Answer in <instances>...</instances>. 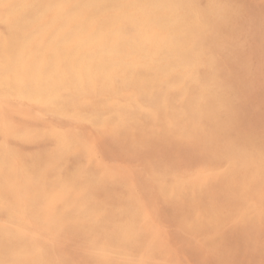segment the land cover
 Here are the masks:
<instances>
[{"label":"bare ground","instance_id":"obj_1","mask_svg":"<svg viewBox=\"0 0 264 264\" xmlns=\"http://www.w3.org/2000/svg\"><path fill=\"white\" fill-rule=\"evenodd\" d=\"M233 10H234L233 5L231 4V2L229 0H203V1L202 0H0V264H55L54 259H51L49 257V255H47V253L45 255L44 252H42L43 248L41 247V244H40V239H39L40 236L39 237L33 236L32 238H26L27 236L25 237V235H24V234H27V233L23 232V230L26 226L21 225V223L24 221L22 219V216L25 213H21L22 216H20L19 212H21V211L26 212L25 209H27V211H28V207L34 209L37 212L38 219H36V220H38L37 223L41 224V225L37 224V225H39L38 227H43V225L53 227V225L58 226V225L66 223L68 221L79 219L80 217L83 216V213L85 211H86V213L87 212L89 213V216L91 215L90 217L88 216L89 217L88 220H93L90 218H92L93 215H97L94 213L96 208L93 209L92 207H89V209H87L85 207L86 202L88 201L89 198H88V195L85 194L84 192H82V190H81L82 186L87 185V182L89 181V179L83 178V175L80 172L81 170L80 171L74 170L72 172L68 171L69 173L63 172V159H64L63 157L66 154H68L67 152L71 148L77 147L78 145H82L80 139H77L74 137V135H76V134H74V132H71V131H70L71 134H68L64 131H61L63 129L59 128L60 130H56V128H55V130L53 132L51 130V132L56 135V139H57L56 144L57 145L54 148L53 147L51 148V150L53 149L52 151L47 152L46 154L41 156V158L30 157L33 152L30 154L29 158H24L23 157L24 152L22 153V155L19 154L20 149H22V148H20V147H22V145L20 147L18 146L19 148L16 147L17 145L14 146V148L19 149V153H18L17 152L18 150H14V148L12 147L13 144H12V146H10L11 144H9L8 140H7L8 137L10 139H11V137H16L15 139H17V135H19V134L15 135V136H14V134L18 133L21 129V128L19 130L17 128L15 129L14 122H16V121H14V118H15L14 115H16L18 113L20 115L24 114L25 116L26 115L29 116L30 112L28 111V109L23 108V106L26 107V105H31V107L36 106L39 109H44V110L47 109V111H48V109L54 110V113L58 114L57 115L58 117H56L58 119H59V115H70L71 118H72V116H74L75 118L76 117L78 118L81 114L85 113L86 115L88 114L89 117H84V118H88L90 120L93 119L94 121H97L98 123H101L102 125H104L108 128L111 127V129H112L113 128L112 125L115 126V124H117V125H118V123L121 124L123 122V120H126L128 117V115L127 116L124 115L125 111H123L121 108L125 107V108H127L126 110H128V108L131 107V108H136L140 111H146L149 114V118H151L152 120L163 119L167 122H172L174 119H177L176 118L177 116L183 117L184 115H187V116L189 115L191 118H195L196 120L198 118L202 122L201 118H203V117H209L210 118V117L214 116V114L217 113V112H215L218 109L217 107H220V106L224 107L226 104H228V103L225 104L226 98H224V96L222 94H220L218 91V88L220 86H223L224 84L221 85L220 80H223V79H219L220 77H219V74L217 73L215 47H218L219 43H221L220 39H221L222 27H225L224 24H225L226 20L228 19V17L233 13ZM250 22H252V21H250ZM251 25H252V23H251ZM232 26H233V23H232ZM247 27L248 26H246V28ZM258 27H260V26H258ZM254 30H255V28H254ZM259 32H260V29H259ZM259 32L258 33L256 32L255 34H259ZM263 32H264V30H263ZM241 35L244 36L243 34H241ZM223 36H224V34H223ZM232 36H233V33H232ZM261 36H262V34H261ZM225 37H227V36H225ZM244 42H242V43H244ZM234 43H235V41H234ZM257 43H259V42H257ZM247 44H248V42H247ZM254 44H255V42H254ZM260 46H261V44H260ZM233 47H234V45H233ZM247 47H248V45H247ZM243 48H241V49H243ZM240 51H242V50H240ZM253 51H255V50H253ZM253 51H251V52H253ZM238 52H237V54H238ZM263 52H264V50H263ZM231 53H233V52H231ZM234 53H233V57H230V58L235 57ZM239 55L236 56L237 57L236 59H238ZM246 57L247 56H245V58ZM243 59L241 58L240 60H243ZM227 60L225 59V61H227ZM244 61L245 60H243V62ZM227 62H229V60ZM260 62L263 63L261 60H260ZM224 63L226 64V62H224ZM229 63H231V62H229ZM232 63L230 65H232V67H233ZM234 63H236V62H234ZM237 64H239V62ZM244 64H245V62H244ZM202 65L206 66L207 73L210 75L209 78L205 77L207 79H203L200 76L201 73L199 74V72H198L199 67ZM226 65L229 66V64H226ZM247 65H249V64H247ZM255 65H258V64L255 63ZM259 65L261 66V64H259ZM227 66H226V68H227ZM232 67H231V69H232ZM238 67H237V69H238ZM245 67L246 66H244V68ZM250 67H252V66H250ZM240 69L241 68H239V70ZM245 69L249 70L247 67ZM257 70L259 71V69H257ZM262 70L263 69L261 68V71ZM235 71H237V70H235ZM245 72H246V70H245ZM245 72H244V74H246ZM248 72L249 71H247V73ZM234 75H236V74H234ZM226 76H227V74H226ZM239 79L241 80V78H239ZM244 82H242V84ZM250 82H252V81H250ZM230 83H233V82H230ZM228 86H229V84H228ZM231 88H233V86ZM220 91H222V90H220ZM254 106H256V105H254ZM254 106H253V109H254ZM178 107H182L181 109L183 112L182 113L178 112L179 115H176V114H174V110ZM237 107H238V105H237ZM240 107H242V106H240ZM220 108H222V107H220ZM253 109H252V112H253ZM68 110H70L71 113H69ZM230 110H232V109L230 108L228 111H230ZM224 112H226V111H224ZM245 112H246V110H245ZM32 113H34V111H32ZM55 114H52V115L55 116ZM135 115H137V113ZM228 115H231V113L230 114L228 113ZM249 115H251V113ZM38 116H40V115H38ZM140 116H142V115H140ZM30 117H33V116H30ZM65 117H68V116H65ZM228 117H230V116H228ZM40 118H41V116H40ZM46 118H47V116H46ZM60 118H62V116ZM215 118L216 117H214L213 119H215ZM223 118L224 117H222L220 119H223ZM23 119H25V118H23ZM88 119H86L87 123H89L88 121H90ZM182 119H180V120H182ZM239 119H240V117H239ZM32 120H34V119H32ZM53 120H51V121H53ZM84 120H82V121H84ZM224 120L226 121V119H224ZM232 120H235V119H232ZM236 120H237L236 122H238V119H236ZM26 121L24 122V124L26 123ZM190 121H193V119ZM190 121L187 120V122H190ZM225 121H224V123H225ZM79 122L82 123L81 121H79ZM21 123H23V122H21ZM54 123H57V122L55 121ZM59 123H60V121H59ZM194 123H191V124H194ZM217 123H218V121H217ZM17 124H19V123H17ZM26 124H28V122ZM128 124L130 125V123H128ZM134 124H136V123H134ZM187 124H189V123H187ZM255 124H256V121H255ZM20 125H17V126H20ZM30 125L28 124V126H30ZM196 125H198V123H196L195 126ZM231 125H232V123L229 125V128ZM70 126L71 125H69V127ZM233 126H234V124H233ZM243 126H245V125H243ZM30 127L32 128V126H30ZM33 127H34V125H33ZM38 127L40 128V126H38ZM66 127H68V126L66 125ZM117 127H120V125ZM251 127L253 128V126H251ZM41 128H45V127H42V125H41ZM68 128H67V130H68ZM81 128H83V127H81ZM202 128H203V126H202ZM226 128H227V126H226ZM231 128H232V126H231ZM22 129H23V130H21V132H23L21 134L22 136H24V134L27 135V133L28 134L30 133V132H27L25 130V128H22ZM40 129H38V132L40 131ZM72 129H73V127H72ZM129 129H130V127H129ZM161 129H163V128L161 127ZM179 129H180V127H179ZM185 129L186 128H184V131H185ZM208 129H209V127H208ZM211 129H213V128H211ZM254 129H256V128H253V130ZM27 130H29V129L27 128ZM32 130H34V129L32 128ZM48 130L49 129H47V131ZM83 130H84V128H83ZM191 130L189 132H191ZM221 130H222V128L220 129V131ZM228 130H231V129H228ZM30 131H31V129H30ZM76 131H78V129ZM166 131H168V129H166ZM186 131H187V129H186ZM31 132H32V135H34L36 133L35 130H34L35 133L33 131H31ZM81 132H83V131H81ZM44 133H45V131H44ZM72 133H73V135H72ZM101 133L102 132H100V134ZM192 133H193V131H192ZM203 133H204V131H203ZM215 133H217V132H215ZM83 134H80V135H83ZM144 134H146V133L144 132ZM44 135L45 134H42L41 136H44ZM80 135L78 136L79 138H81ZM122 135H123V133H122ZM22 136H21V138H22ZM41 136H39V137H41ZM89 136H91V135H89ZM100 136H102V134L99 135V137ZM103 136H104V134H103ZM202 136H204V135H202ZM223 136H222V138H224ZM251 136H252V134H251ZM39 137H37V138H39ZM49 137H50V135H49ZM82 137H85V135H83ZM105 137H103V138H105ZM114 137H116V136H114ZM234 137H235V135H234ZM90 138H92V137H90ZM96 138H97V135H96ZM183 138H184V136H183ZM262 138H264V137H262ZM47 139H46V141H47ZM53 139H55V138H53ZM11 140H13V139H11ZM11 140H10V142H11ZM25 140H27V139H25ZM86 140L88 141V139H86ZM101 140H102V138L100 139V143L102 142L101 144H103V141H101ZM106 140L107 139H105L104 141H106ZM48 141H49V139H48ZM117 141H119V140H117ZM29 142H30V137H29ZM42 142H44V141H42ZM108 142H112V141H108ZM240 142H242V141H240ZM248 142H246V143H248ZM259 142H261V141H259ZM26 144H28V143H26ZM201 144H202V142H201ZM235 144H237V143H235ZM29 145H31V144H29ZM44 145H42V146L40 145L39 148L43 147ZM114 146H111V147L113 148ZM207 146H208V144H207ZM100 147L101 146H99V149H101L103 146L101 148ZM172 147H174V146H172ZM128 148H130V146ZM230 148H228V149L230 150ZM94 149H96V148H94ZM97 149H98V147H97ZM105 149H102V151L104 150L103 154H106L105 151H107L108 148H105ZM44 150H45V148H44ZM76 150H77V148H76ZM123 150L121 151L122 153H123ZM127 150L129 151V149H127ZM221 150H219V151H221ZM38 151H39V149H38ZM115 151H117V150H115ZM119 151H120V149H119ZM34 152H36V151H34ZM81 152H83V151H81ZM111 152L107 153V154H111ZM131 152H132V149H131ZM131 152H129V155L131 154ZM182 152H183V150H182ZM28 153L29 152H27V154ZM36 153H38V152H36ZM43 153H44V151H43ZM74 153H76V151ZM113 153H114V151H113ZM122 153H121V155H122ZM187 153H189V152H187ZM187 153H186V155H187ZM262 153L263 152H261V154ZM25 154H26V152H25ZM81 154H83V153H81ZM101 154H102V152H101ZM123 154H125V152ZM133 154L135 155V153H133ZM235 154H237V153H235ZM258 154H260V153H258ZM78 155H80V154H78ZM83 155H81V156H83ZM189 155H190V153H189ZM192 155H194V157H195V154L192 153ZM209 155H211V154H209ZM107 156H105V157H107ZM111 156H112V154L110 155V157ZM130 156L133 157L132 154ZM157 156H159V153ZM205 156H206L205 159H207V155H204L203 157H205ZM258 156H260V155H258ZM72 157H73V155L71 156L70 160H72ZM114 157H115V154L111 158H114ZM118 157H119V155H118ZM126 157H127V155H126ZM120 158H122V157H120ZM140 158H142V157H140ZM192 158H193V156H192ZM198 158H199V156H198ZM200 158H202V157H200ZM247 158L252 160L251 156L247 157ZM74 159H75V157H74ZM246 159H244V160H246ZM127 160L129 161V159H127ZM251 160H248V161H251ZM260 160H261V157H260ZM260 160H258V161H260ZM91 161L92 160H90L89 162H91ZM116 161L119 162V160H116ZM138 161H136V162H138ZM248 161H247V163H249ZM89 162L88 163L86 162V163L90 164ZM93 162H95V161H93ZM98 162H100V161L98 160ZM68 163H70V162H68ZM75 163L78 164L79 162H75ZM86 163H85V165H86ZM125 163L126 162H124V164ZM197 163L199 164V162H197ZM259 163H261V162H259ZM80 164H81V162H80ZM139 164H140V162H139ZM139 164H137V165H139ZM260 165H262V164H259V166ZM78 166H79V164H78ZM84 166H83L82 170L85 169ZM94 166H92V167H94ZM110 166H111V164H110ZM78 168L79 167H77V169ZM103 168H105V166ZM108 168H109V166H108ZM112 168L115 169L114 166ZM244 168H245V166H244ZM129 169H131V168H129ZM103 170H105V169H103ZM107 170H106V173H108ZM110 170H112V169L110 168ZM135 170H137V169L135 168ZM135 170H134V172H135ZM255 170H257V169H255ZM90 171H87V172H90ZM99 171H97V172H99ZM115 171H116V169H115ZM263 173L264 172H262V174ZM83 174H84V172H83ZM92 174L94 175V171ZM103 174H104V172H103ZM109 174H111V172ZM248 174H250V173H248ZM163 175L164 174H162V177H163ZM96 176H98V175H96ZM125 176H126V174H125ZM143 176H141V177H143ZM91 177L93 178L92 175H91ZM109 177H110V175H109ZM133 177L135 178L137 176H133ZM141 177H140V179H141ZM87 178H88V175H87ZM92 178H90L91 181H92ZM100 178H99V180H100ZM137 178L139 180V177H137ZM150 178H151V175H150ZM104 179H103V181H104ZM96 180H97V182L99 181L97 178H96ZM105 180L108 181L107 179H105ZM110 181H111V179H110ZM97 182H94V183H97ZM100 182H102V181H100ZM120 182H122V181H120ZM130 182H132V181L130 180L129 183ZM136 182H137V180H136ZM139 182H141V181H138L137 184ZM112 183H114V182H112ZM123 183H124V181L122 182V184ZM144 183H145V181H144ZM256 183H255L256 184L255 186L257 187V185H259V184H258V182H256ZM99 184H101V183H99ZM102 184H104V183L102 182ZM122 184H120V185H122ZM159 184H161V183H159ZM115 185H116V183H115ZM118 185H119V182H118ZM107 186L109 187V184ZM143 186H144V184H143ZM145 186H146V184H145ZM255 186L253 188H256ZM99 187L101 188L100 185H99ZM261 188H262V186H261ZM107 189H105V190H107ZM135 189H136V187H135ZM98 190H101V189H98ZM129 191H131V190L129 189ZM186 191H188V190L186 189ZM239 191L240 190L238 187V192ZM92 192L93 191L91 190V195L96 194V193L92 194ZM146 192H147V189H146ZM153 192H154V190H153ZM260 192L262 193V191H260ZM88 193H90V192H88ZM107 193H109V192H107ZM107 193L105 195H108ZM148 193L149 192H147L146 195H148ZM243 193H245V192H243ZM256 193H257V191H256ZM97 196H99V195H97ZM108 196H105V198H107ZM110 196H112V195H110ZM145 197H147V196H145ZM237 197L239 198V195ZM237 197H235L236 200H237ZM258 197H260V196H258ZM93 198L95 199V197H93ZM109 198H110V200L112 199L111 197H109ZM129 198H127V199H129ZM149 198H151V197H148V199ZM254 198H252V199H254ZM99 199H101V197ZM240 200H241V198H240ZM259 200H261V199L259 198ZM92 201H93V204H95L98 200H96L95 203H94V200H92ZM107 202H109V201L107 200ZM127 202H129V201H127ZM243 202L244 201H242V204H244ZM262 203H264V202H262ZM97 204L100 205L103 203L102 202L96 203L95 205L97 206ZM130 204H132V203H130ZM117 205H119V203ZM163 205H165V204H163ZM124 206H125V203H124ZM232 206H233V204H232ZM246 206H248V205H246ZM151 207H153V205ZM151 207H149V208H151ZM127 209H125V211ZM132 209H135V208H132ZM194 209H196V208H194ZM112 211H113V209H112ZM121 211H123V210H121ZM36 212H34V213H36ZM102 212H104V209ZM132 212H133V210H132ZM92 213H94V214H92ZM127 214L125 216H127ZM29 215L30 214H28V216ZM84 215H87V214H84ZM37 216L35 215L34 217H37ZM29 217L31 218V216H29ZM252 217H253V215H252ZM26 218H27V216H26ZM31 219H33V218H31ZM81 219H83V218H81ZM26 220L29 222L28 218ZM98 220H100V219H98ZM76 221H78V220H76ZM190 221L191 220H189V222ZM248 223H249V221H248ZM250 223H251V221H250ZM82 224L83 223H81V225ZM68 225H66V226H68ZM75 225H74V227H75ZM81 225H79V226L81 227ZM139 225H137V226H139ZM169 225H170V223H169ZM178 225H180V224H178ZM72 226L73 225H71V227ZM161 226H163V225H161ZM165 226H164V228H165ZM29 227H32V226H29ZM68 227H66V229ZM84 227H86V226H84ZM198 227H200V226H198ZM63 228H65V227H63ZM172 228L177 229V227H172ZM57 229H61V227L60 228L58 227ZM52 230L54 231V228ZM170 230H172V229H170ZM180 230H181V228H180ZM195 230H193V231H195ZM63 231H62V233H63ZM67 231H68V229H67ZM121 231L128 238L132 237L134 235V229L130 226V224L123 225L121 227ZM178 231H179V229H178ZM184 231H185V228H184ZM199 231H201V230H199ZM42 232H44V231H42ZM76 232H77V230H76ZM257 232H259V231L257 230ZM34 233H32V235ZM73 233H74V230H73ZM190 233H192V231ZM197 233H198V231H197ZM29 234H27V235H29ZM49 234H51V232ZM78 234H80V233H78ZM69 235H70V233H69ZM194 235H193V237H194ZM56 236L57 235L54 236V239ZM71 236H73V235H71ZM57 237H59V236H57ZM44 238L45 239H43V241H45V240L47 241L48 238H46V237H44ZM67 238L69 239L70 237H67ZM227 238H229V237H227ZM241 238L243 239V236H241ZM64 239H60V240L64 241ZM204 239H205V237H204ZM198 240L196 242H198ZM70 241H73V239ZM70 241H67V242H70ZM209 241H210V239H209ZM44 243H46V242H44ZM204 243H205V241H204ZM243 243H244V241H243ZM250 243H253V242L250 241ZM50 244L51 243H49V245ZM166 244H169V243H166ZM44 245H46V244H44ZM68 245H70V244H68ZM256 245H258V244H255V246ZM53 247L57 248L58 246L55 245ZM153 247H154V245H153ZM155 247H157V246H155ZM198 247H199V245H198ZM81 248H79V249H81ZM100 248H102V247H100ZM108 248L110 249V247H108ZM71 249L73 251L74 248H71ZM83 249H84V247H83ZM145 249H146V247H145ZM240 249H242V248H240ZM64 250H63V252H64ZM76 251H79V250H76ZM181 251H183V250H181ZM224 252H226V250ZM48 253H50V252H48ZM82 253H83V251H82ZM89 253H91V252H89ZM143 253H145L144 250H143ZM146 253L144 255H146ZM117 254H119V253H116V255ZM155 254H156V250H155ZM159 254H161V252ZM59 255H58L59 257H61V255L64 256V254H59ZM94 255L95 254H93V256ZM123 255H125V254H123ZM144 255H143V258H144ZM148 255H153V254L148 253ZM216 255H218V254H216ZM100 256L103 258V255H99L98 257H100ZM237 256L238 255H236L235 259H237ZM52 257H53V254H52ZM107 257H109V256H107ZM117 257H120V255ZM140 257H139V259H140ZM215 257H217V256H215ZM68 258H70V257H68ZM156 258H158V257H156ZM141 259H142V257H141ZM227 259H229V258L227 257ZM52 260H54V262ZM82 260H84V259H82ZM165 260H166V258H165ZM182 260H180V261H182ZM88 261H89V259H88ZM183 261H185V260H183ZM229 261H232V260H229ZM243 261H245V260H243ZM247 261H246V264H247ZM139 262H140V260H139ZM236 262H237V260H236ZM239 262H240V260H239ZM98 263H100V262H98ZM56 264H57V262H56ZM100 264H102V263H100ZM163 264H166V263H163Z\"/></svg>","mask_w":264,"mask_h":264},{"label":"rangeland","instance_id":"obj_2","mask_svg":"<svg viewBox=\"0 0 264 264\" xmlns=\"http://www.w3.org/2000/svg\"><path fill=\"white\" fill-rule=\"evenodd\" d=\"M229 1L231 2V4L233 5V8H234L233 13H232L233 15L231 14L228 17V19L226 20V22L224 24L225 27H222L221 39H220L221 43H219L218 47H215V51L217 52V53L215 52L216 64H217L216 65L217 73L219 74V77H220L219 79H223V80H220L221 85L224 84L223 86H220L218 88V91L220 94H222L224 96V98H226L225 104L226 103H228V104H226L225 106L228 109L225 106L224 107L220 106L222 108L217 107L218 109L220 108L219 110L216 108L217 110L215 112H217V113H215L214 116H212L210 118L209 117L201 118L202 122L200 121V119L197 118V120H198L197 121L195 118H191L189 115L188 116L184 115L183 117L177 116L176 117L177 119H174L175 121L173 120L172 122H167L163 119L152 120L151 118H149V114L146 111H140L136 108H131V107L128 108V110H126L127 108L124 107L121 109L123 111H125V114H124L125 116L128 115V117H127L128 120L127 119L123 120V122L121 124L118 123V125L115 124V126L112 125L113 126L112 129H111V127H109L110 128L109 129L108 127L102 125L101 123H98L97 121H94L93 119L90 120L88 118H84V117H89V115L88 114L86 115L85 113L81 114L78 118L77 117L75 118L74 116H72V118H71L70 115H59V119H58V118H56V117H58L57 116L58 114H55L54 110L48 109V111H47V109H45L46 110L45 111L44 109H39L36 106L31 107V105H26V107L23 106V108L28 109V111L30 112L29 116L28 115L25 116L24 114L20 115L18 113L16 115H14V117H15L14 121L19 123V124H17L16 122H14L15 129L17 128L19 130L21 128L18 133L14 134V136L19 134V135H17L18 140L15 139L16 137H11V139H13V140H11L8 137L11 140V142L8 138H7V140H8V143L11 144L10 146H12V144H13V146H12L13 148L15 145H17L16 147H18V146L20 147L22 145V147H20V148H22V149H20V153H19V149H18L19 147L14 148V150H18L17 152L21 155L24 152L23 153L24 158H29V156L32 152L34 154L32 153L30 157L41 158V156H43L47 152L52 151L53 149L51 150V148L52 147L54 148L57 145L56 144L57 143L56 135L54 133H52L55 130V128H56V130L63 129L61 131H64L68 134H71V132H74V134H76V135L78 134L77 136L74 135V137L77 139H80V141L82 143V145H78L81 149L78 146L73 147L67 152L69 155L66 154L65 155L66 157L65 156L63 157L64 158L63 159V172L69 173V172H72L74 170H77V171L81 170L80 172L82 173L83 178L89 179V181L87 182V185L82 186L81 190H82V192L87 194L88 198H89L88 201L86 202L85 207L87 209H89V207H92L93 209L96 208L94 213L97 215H93L95 218L92 216V218H90V219H93V220H88V218L91 215L89 216V213L88 212L86 213V211H85L83 213L82 217H80L79 219H76L78 221L71 220V221H68L64 224H61L62 226L61 225H58V226L53 225V227H52V226L43 225V227H44L43 228V227H38L41 224L37 223L38 220H36V219H38V216H37V212L34 209L28 207V211H27V209H25L26 212L21 211V210H20L21 212H19L20 216H22L21 213H25L22 216V219L25 222L23 221L24 223L23 222L21 223V225L26 226L24 228L23 232H25L27 234H29V233L31 234V235L29 234L30 236L27 234H24L25 237L27 236L26 238H32L33 236L34 237L40 236L39 237L40 244H41V247L43 248L42 252H44L45 255L47 253V255H49V257L51 259H54L55 262H54V260H52V261L55 264H56V262H57V264H78V263L80 264L81 262H82L81 264H100V263H102V264H125V263L126 264H163V263H166V264H219V263L220 264H237V263L238 264H246L247 260H248L247 264H254V263L255 264H264V235H263L264 234V203H262V202H264V199H263L264 198V180H263L264 179V173L262 174V172H264V170H263L264 169V165H263L264 164V156H263L264 155V140H263L264 138H262V137H264V57H263L264 56V54H263L264 53L263 52V50H264V34H263L264 33L263 32V30H264V0H229ZM250 21H252V22H250ZM231 22L233 23V26H232ZM251 23H252V25H251ZM246 26H248V27L246 28ZM258 26H260V27H258ZM254 28H255V30H254ZM259 29H260V32H259ZM256 32L257 33L259 32L260 35L255 34ZM232 33H233V36H232ZM223 34H224V36H223ZM241 34H243L244 36H242ZM261 34H262V36H261ZM225 36H227L228 38ZM234 41H235V43H234ZM240 42L241 43L244 42V43H242L243 45ZM247 42H248V44H247ZM254 42H255V44H254ZM257 42H259V43H257ZM260 44H261V46H260ZM233 45H234V47H233ZM247 45H248V47H247ZM241 48H243V49H241ZM240 50H242V51H240ZM250 50L251 51L255 50V51L251 52ZM231 52H233V53L235 52L234 58H230V57H233V53H231ZM237 52H238V54H237ZM237 55H239L238 59H236ZM244 55L247 57L245 58ZM241 58L242 59L244 58L243 60H245L244 61L245 64H244L243 60H240ZM225 59L226 60L228 59L229 62H231V63L233 62L232 63L233 67H232V65H230L231 63L227 62L228 60L225 61ZM260 60L263 63H261ZM224 62H226V64H229V66H227ZM234 62H236V63H234ZM238 62H239V64H237ZM255 63L258 65H255ZM247 64H249V65H247ZM259 64H261V66ZM226 66H227V68H226ZM236 66L237 67L239 66L238 69ZM244 66H246L249 70L245 69L246 67L244 68ZM250 66H252V67H250ZM231 67H232V69H231ZM239 68H241V69L239 70ZM261 68L263 69L262 71H261ZM257 69H259V71ZM235 70H237V71H235ZM245 70H246V72H245ZM247 71H249V72L247 73ZM198 72H199V74L201 73L200 76L203 79H207L205 77H208V78L210 77V75L207 73V68L204 65L199 67ZM244 72L246 74H244ZM226 74H227V76H226ZM234 74H236V75H234ZM239 78H241V80ZM250 81H252V82H250ZM226 82L229 84V86ZM230 82H233V83H230ZM242 82H244V83L242 84ZM232 86L235 90L233 88H231ZM220 90H222L223 92ZM237 105H238V107H237ZM254 105H256V106H254ZM240 106H242V107H240ZM253 106H254V109H253ZM181 108L182 107L176 108L177 110L176 109L174 110V114L179 115L178 112L182 113L183 111ZM230 108L232 110L228 111ZM252 109H253V112H252ZM223 110L226 112H224ZM245 110L247 113L245 112ZM32 111H34V113H32ZM68 112L71 113L70 110H68ZM136 113H137V115H135ZM228 113L229 114L231 113V115H228ZM250 113H251V115H249ZM52 114H55V116ZM38 115H40L41 118ZM140 115H142V116H140ZM30 116H33L34 118L30 117ZM46 116L48 119L46 118ZM61 116H62V118H60ZM65 116H68V117H65ZM221 116L224 118L220 119V118H222ZM228 116H230V117H228ZM214 117H216V118L213 119ZM239 117H240V119H239ZM23 118H25V119H23ZM32 119H34V120H32ZM86 119L90 120V121H88L89 123H87ZM180 119H182V120H180ZM192 119H193V121H190ZM224 119H226V121ZM232 119H235V120H232ZM236 119H238V122H236L237 121ZM51 120H53V121H51ZM82 120H84V121H82ZM187 120H189L190 122H187ZM25 121H26V123L28 122L29 125L31 124L30 126H32V128L35 130L36 133L34 132V130H32V128L30 126H28V124H26V123L24 124ZM55 121L57 123H54ZM59 121H60V123H59ZM79 121H81L82 123H80ZM217 121H218V123H217ZM224 121H225V123H224ZM255 121H256V124H255ZM21 122H23V123H21ZM220 122L221 123L223 122V123L221 124ZM128 123H130V125ZM134 123H136V124H134ZM187 123H189V124H187ZM191 123H194V124H191ZM196 123H198V125H196L197 127L195 126ZM231 123H232L231 126L233 129L231 128V126L229 128V125ZM245 123L247 125L248 124L249 125L247 126ZM16 124L17 125L21 124V125L17 126ZM224 124L227 126V128ZM233 124H234V126H233ZM33 125H34V127H33ZM41 125H42V127H45L46 129L41 128ZM66 125L68 127H69V125H71L70 126L71 128L66 127ZM116 125L117 126L120 125V127H117ZM243 125H245V126H243ZM38 126H40L41 129ZM202 126H203V128H202ZM207 126L209 127V129ZM251 126H253V128H256L257 130L254 129L255 130L254 131ZM72 127L74 130L72 129ZM81 127H83L84 130ZM129 127H130V129H129ZM161 127L163 129H161ZM179 127H180V129H179ZM220 127L222 128L221 131H220V129H221ZM22 128H25V130L27 132H30L29 133L30 135L27 133V135L24 134V136H22L21 135L23 133V132H21V130H23ZM27 128L29 130H27ZM37 128L40 129L39 132H38ZM67 128H68V130H67ZM184 128H186L187 131H186V129L184 131ZM211 128H213V129H211ZM30 129L36 135L34 133H33L34 135H32V132L30 131ZM47 129H49V130L47 131ZM75 129L76 130L78 129V131H76ZM79 129L83 132H81ZM166 129H168V131H166ZM228 129H231V130H228ZM51 130H52V132H51ZM190 130H191V132H189ZM44 131H45V133H44ZM99 131L102 132L101 133L102 136H100V137H99V135H101V134ZM192 131H193V133H192ZM203 131L205 134L203 133ZM144 132L146 134H144ZM215 132H217L218 134ZM122 133H123V135H122ZM42 134H45V135L41 136ZM48 134L50 135V137ZM80 134L85 135V137H82L83 135H80ZM103 134H104V136H103ZM251 134H252V136H251ZM72 135H73V133H72ZM79 135L81 138L78 137ZM89 135H91V136H89ZM96 135H97V138H96ZM113 135L116 137H114ZM202 135H204V136H202ZM234 135H235V137H234ZM21 136L23 139L21 138ZM39 136H41L42 138ZM183 136H184V138H183ZM222 136L224 138H222ZM29 137H30V142H29ZM37 137H39V138H37ZM52 137L55 139H53ZM90 137H92L94 140ZM103 137H105V138H103ZM24 138L27 139L28 141L25 140ZM47 138L49 139V141ZM101 138H102L101 141H103L104 145L101 144L102 142L100 143ZM46 139H47V141H46ZM86 139H88V141ZM103 139L104 140L107 139V140L104 141ZM117 140H119V141H117ZM42 141H44V142H42ZM108 141H112V142H108ZM240 141H242V142H240ZM259 141H261L262 143ZM201 142H202V144H201ZM246 142H248V143H246ZM26 143H28V144H26ZM235 143H237V144H235ZM29 144H31V145H29ZM207 144L209 147L207 146ZM40 145L41 146L44 145V146L39 148ZM99 146H101V147L103 146V147L102 148L100 147L101 149H99ZM111 146H114L115 148L114 147L112 148ZM129 146H130V148H128ZM172 146H174V147H172ZM97 147H98V149H97ZM44 148H45V150H44ZM76 148H77V150H76ZM86 148L87 149L89 148V149L87 150ZM94 148H96L97 150ZM105 148H108V149H107V151H105L106 154H103L104 150L102 151V149H105ZM228 148H230V150ZM38 149H39V151L40 150L41 151L39 152ZM114 149L117 151H115ZM119 149H120V151H119ZM127 149H129V151ZM131 149H132V152L135 153V155L131 152ZM80 150L83 152H81ZM122 150H123V153L125 152L127 157L125 154H123L121 152ZM182 150H183V152H182ZM219 150H221V151H219ZM34 151H36L38 153H36ZM43 151H44V153H43ZM75 151H76V153H74ZM113 151H114V153H113ZM186 151L189 152L190 155ZM25 152H26V154H25ZM27 152H29L28 153L29 155L27 154ZM80 152L83 153L84 155L81 154ZM101 152H102V154H101ZM110 152L112 154L111 157H113L115 154L114 158L110 157L111 154H107ZM129 152H131L133 157L130 156L131 154L129 155ZM261 152H263V153L261 154ZM77 153L80 155H78ZM121 153L123 156L121 155ZM158 153H159V156H157ZM186 153L188 156L186 155ZM192 153L195 154V157H194V155H192ZM235 153H237V154H235ZM258 153H260V154H258ZM209 154H211V155H209ZM72 155H73L72 160H70ZM81 155H83V156H81ZM118 155H119V157H118ZM204 155H207V159H205L206 156L203 157ZM258 155H260V156H258ZM105 156H107V157H105ZM192 156H193V158H192ZM198 156H199V158H198ZM244 156L245 157L251 156L252 160L247 158V157H246L247 158L246 159ZM74 157H75V159H74ZM120 157H122V158H120ZM140 157H142L143 159ZM200 157H202L203 159ZM260 157H261V160H260ZM127 159H129V161ZM244 159H246V160H244ZM90 160H92V161L89 162ZM98 160L100 162H98ZM116 160H119V162ZM248 160H251V161H248ZM258 160H260V161H258ZM93 161H95V162H93ZM136 161H138V162H136ZM247 161L249 163H247ZM68 162H70V163H68ZM75 162H79L78 163L79 166ZM80 162H81V164H80ZM86 162L87 163L89 162L90 164H87ZM124 162H126V163L124 164ZM139 162H140V164H139ZM197 162H199V164ZM259 162H261V163H259ZM85 163H86V165H85ZM110 164H111V166H110ZM137 164H139V165H137ZM259 164H262L263 166L262 165L259 166ZM103 165L105 166V168H103L104 167ZM112 165L114 166V168L116 169L117 172L115 171V169L112 168L113 167ZM83 166L85 168V169H83L84 171L82 170ZM92 166H94V167H92ZM108 166H109V168H108ZM244 166H245V168H244ZM77 167H79V168L77 169ZM110 168L112 170H110ZM129 168H131L132 170ZM135 168L138 171L135 170ZM103 169H105V170H103ZM255 169H257L258 171ZM106 170L108 173H106ZM134 170H135V172H134ZM87 171H90V172H87ZM93 171H94V175L92 174ZM97 171H99V172H97ZM83 172L85 175L83 174ZM103 172H104V174H103ZM110 172H111V174H109ZM89 173L93 176V178L91 177V175ZM248 173H250V174H248ZM125 174H126V176H125ZM162 174H164L163 177H162ZM87 175H88V178H87ZM96 175H98V176H96ZM109 175H110V177H109ZM150 175H151V178H150ZM133 176L139 177V180L137 177L134 178ZM141 176H143V177H141ZM98 177L100 178V180ZM140 177H141V179H140ZM90 178H92V181ZM96 178L99 180L98 182H97ZM104 178L107 179L108 181H106ZM109 178L111 179V181ZM103 179H104V181H103ZM130 180L132 182L129 183ZM136 180H137V182L138 181H141V182H139L137 184ZM93 181L97 182V183H94ZM100 181H102L104 184H102V182H100ZM120 181H122V182L124 181V183L122 184V182H120ZM144 181H145V183H144ZM112 182H114V183H112ZM118 182H119V185H118ZM256 182H258L259 185L261 184L260 186L257 185V187L261 188V186H262V188H261L262 190L260 188L258 189L255 186L257 184ZM99 183H101L102 185ZM115 183H116V185H115ZM159 183H161V184H159ZM108 184H109V187L107 186ZM120 184H122V185H120ZM143 184H144V186L146 184V186L144 187ZM99 185L101 186V188L99 187ZM254 186L256 188H253ZM135 187H136V189H135ZM238 187H239L240 193L238 192ZM145 188L147 189V192H149L148 195H146L147 192H146ZM98 189H101V190H98ZM105 189H107V190H105ZM129 189L132 192L129 191ZM186 189L188 191H186ZM91 190L93 191L92 194L93 193H96V194L91 195ZM153 190H154V192H153ZM110 191L111 192L113 191V192L111 193ZM256 191L259 195L256 193ZM260 191H262V193ZM88 192H90V193H88ZM107 192H109V193H107ZM243 192H245V193H243ZM106 193L109 196L105 195ZM97 195H99V196H97ZM110 195H112V196H110ZM238 195H239V198L237 197ZM105 196H108V197L105 198ZM145 196H147V197H145ZM258 196H260V197H258ZM93 197H95V199ZM100 197H101V199H99ZM109 197H111L112 199L110 200ZM148 197H151V198L148 199ZM235 197H237V200L235 199ZM127 198H129V199H127ZM240 198H241V200L243 199L242 201H244L243 202L244 204H242V201L240 200ZM252 198H254V199H252ZM259 198L261 200H259ZM92 200H94V203L96 200H98L96 203L102 202L103 204H100V205L97 204V206H98L97 207L95 205L96 203L93 204ZM107 200L109 202H107ZM127 201H129V202H127ZM123 202L125 203V206H124ZM118 203H119V205H117ZM130 203H132V204H130ZM163 204H165V205H163ZM232 204H233V206H232ZM103 205L104 206L106 205V206L104 207ZM152 205H153V207H151ZM246 205H248V206H246ZM149 207H151V208H149ZM132 208H135V209H132ZM194 208H196V209H194ZM103 209H104V212H102ZM112 209H113V211H112ZM125 209H127V210L125 211ZM32 210L36 213H34ZM121 210H123V211H121ZM132 210H133V212H132ZM94 213H92V214H94ZM28 214H30L29 216H31V218H33V219H31L28 216ZM84 214H87V215H84ZM126 214H127V216H125ZM25 215L27 216L29 222L26 220L27 218ZM35 215L37 217H34ZM252 215H253V217H252ZM81 218H83V219H81ZM98 219H100V220H98ZM189 220H191V221L189 222ZM248 221H249V223H248ZM250 221H251V223H250ZM81 223H83L82 224L83 226L81 225ZM169 223H170V225H169ZM37 224H39V225H37ZM70 224L73 226L71 227ZM125 224H130V226L134 229V235L132 237L128 238L121 231V227ZM178 224H180V225H178ZM28 225L32 226V227H29ZM66 225H68L69 227ZM74 225H75V227H74ZM79 225H81V227ZM137 225H139V226H137ZM161 225H163V226H161ZM181 225L185 228V231ZM84 226H86V227H84ZM164 226H165V228H164ZM198 226H200V227H198ZM58 227L59 228L61 227V229H57ZM63 227H65V228H63ZM66 227H68L67 228L68 231H67ZM172 227H177V229L172 228ZM53 228H54V231L52 230ZM180 228H181V230H180ZM194 228L198 231V233ZM170 229H172V230H170ZM178 229H179V231H178ZM73 230H74V233H73ZM76 230H77V232H76ZM193 230H195L196 232ZM199 230H201V231H199ZM257 230L259 232H257ZM42 231H44V232H42ZM62 231H63V233H62ZM189 231L190 232L192 231V233H190ZM50 232H51V234H49ZM32 233H34V234L32 235ZM69 233H70V235H69ZM78 233H80V234H78ZM55 235H57L59 237L56 236L54 239ZM71 235H73V236H71ZM193 235H194V237H193ZM240 235L243 236V239L241 238ZM44 237L48 238L47 241L46 240L43 241V239H45ZM67 237H70L69 239L70 240L73 239V241H70ZM204 237H205V239H204ZM227 237H229V238H227ZM60 239H64V241L60 240ZM209 239H210V241H209ZM197 240H198V242H196ZM67 241H70V242H67ZM204 241H205V243H204ZM243 241H244V243H243ZM250 241H252L253 243H250ZM44 242H46V243H44ZM49 243H51V244L49 245ZM166 243H169V244H166ZM44 244H46L47 246ZM54 244L58 247L57 248L53 247V246H55ZM68 244H70V245H68ZM255 244H258V245L255 246ZM153 245H154V247H153ZM198 245H199V247H198ZM155 246H157V247H155ZM83 247L85 250L83 249ZM100 247H102V248H100ZM108 247H110V249ZM145 247H146V249H145ZM71 248H74L73 251ZM79 248H81V249H79ZM240 248H242V249H240ZM62 249L64 250L65 253L63 252ZM76 250H79V251H76ZM143 250L145 253L147 252L146 255H144L145 253H143ZM155 250H156V254H155ZM181 250H183V251H181ZM225 250H226V252H224ZM82 251H83V253H82ZM48 252H50L51 254ZM57 252L59 254H64V256L61 255V257H59L60 255ZM89 252H91V253H89ZM158 252L159 253L161 252V254H159ZM92 253L95 255L93 256ZM116 253H119V254L116 255ZM148 253H151L153 255H148ZM52 254H53V257H52ZM123 254H125V255H123ZM216 254H218V255H216ZM235 254L238 255L237 259H235L236 258ZM99 255H103V258L101 256L98 257ZM119 255H120V257H117ZM143 255H144V258H143ZM107 256H109V257H107ZM140 256L142 257V259ZM215 256H217V257H215ZM68 257H70V258H68ZM139 257H140V259H139ZM156 257H158L159 259ZM227 257L229 259H227ZM165 258L167 261L165 260ZM82 259H84V260H82ZM88 259H89V261H88ZM182 259L185 261H183ZM139 260H140V262H139ZM180 260H182V261H180ZM229 260H232V261H229ZM236 260H237V262H236ZM239 260H240V262H239ZM243 260H245V261H243ZM98 262H100V263H98Z\"/></svg>","mask_w":264,"mask_h":264}]
</instances>
